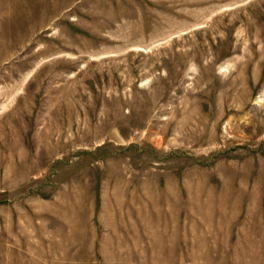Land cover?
Here are the masks:
<instances>
[{"label": "rangeland", "instance_id": "374dc122", "mask_svg": "<svg viewBox=\"0 0 264 264\" xmlns=\"http://www.w3.org/2000/svg\"><path fill=\"white\" fill-rule=\"evenodd\" d=\"M0 264H264V0H0Z\"/></svg>", "mask_w": 264, "mask_h": 264}]
</instances>
